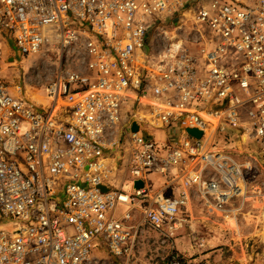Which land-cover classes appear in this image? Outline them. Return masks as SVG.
<instances>
[{
  "label": "built area",
  "instance_id": "obj_1",
  "mask_svg": "<svg viewBox=\"0 0 264 264\" xmlns=\"http://www.w3.org/2000/svg\"><path fill=\"white\" fill-rule=\"evenodd\" d=\"M0 34L61 53L46 104L0 85V264H132L143 226L186 222L192 188L229 219L241 167L215 141L231 128L264 148V0H0ZM154 130L181 141L163 150Z\"/></svg>",
  "mask_w": 264,
  "mask_h": 264
},
{
  "label": "rangeland",
  "instance_id": "obj_2",
  "mask_svg": "<svg viewBox=\"0 0 264 264\" xmlns=\"http://www.w3.org/2000/svg\"><path fill=\"white\" fill-rule=\"evenodd\" d=\"M200 28L206 37L212 36L208 25L202 24ZM10 39L0 35V85L19 87L29 97L44 96L61 61L54 37L38 55L19 54ZM188 43L193 44L191 38ZM76 47L67 51L64 70L74 69L79 62ZM216 139V153L232 158L241 167L238 185L244 193L229 202V209L233 210L229 219L211 209L207 200L192 188L186 222L177 230L162 232L150 225L143 226L132 264H168L175 257L182 264H264V148L244 133L219 134ZM207 174L216 180L220 178L212 169ZM125 184L130 182L118 179L119 188ZM125 211L120 206L116 215ZM140 217L139 212L135 213L138 221ZM103 259L110 263L106 255Z\"/></svg>",
  "mask_w": 264,
  "mask_h": 264
},
{
  "label": "crops",
  "instance_id": "obj_3",
  "mask_svg": "<svg viewBox=\"0 0 264 264\" xmlns=\"http://www.w3.org/2000/svg\"><path fill=\"white\" fill-rule=\"evenodd\" d=\"M0 35H4V34H0ZM4 36H6V35H4ZM41 97L43 98L44 96H41ZM150 133L153 135L154 140L157 141L159 146L163 148V150H168V149H170L173 146V144L175 143V142H173L174 141L173 140L174 136H175V140L179 139V142L181 141V137L180 136L178 138L176 136V134H173L171 132L154 130V131H151ZM228 133H240V132L238 130H235V129L225 128L224 131L222 133H220V134H224L225 135V134H228ZM250 141H252V140H250ZM252 142H254V141H252ZM125 160L122 163L123 165L126 162ZM123 165H122V167L119 170V175L118 176H119V178L121 177L120 178L121 181L124 179V182H125L130 177L127 174V172H124V167L125 166H123ZM126 168H125V170H127ZM123 176H125V177H123ZM176 179H177V177H176ZM156 182H157V186L161 187L162 189H164L165 190V194L168 195V196L177 195L183 190L182 185H181L182 182H180V181H176V180L172 181L169 178L158 177V179H156ZM113 183H111V184L113 185ZM124 188L126 190H130L131 189V185H126L125 184ZM129 192L130 191H128V193ZM225 220H227V219H225Z\"/></svg>",
  "mask_w": 264,
  "mask_h": 264
},
{
  "label": "water",
  "instance_id": "obj_4",
  "mask_svg": "<svg viewBox=\"0 0 264 264\" xmlns=\"http://www.w3.org/2000/svg\"><path fill=\"white\" fill-rule=\"evenodd\" d=\"M137 130H138V126L136 124H134L133 125V131H137ZM188 132L191 135V137H195V138H198V139H200L202 137V133L199 132V131L189 130ZM143 187H144V183L142 181H137L135 183L134 191L136 192V191L142 189Z\"/></svg>",
  "mask_w": 264,
  "mask_h": 264
},
{
  "label": "bare ground",
  "instance_id": "obj_5",
  "mask_svg": "<svg viewBox=\"0 0 264 264\" xmlns=\"http://www.w3.org/2000/svg\"><path fill=\"white\" fill-rule=\"evenodd\" d=\"M34 99L39 103L46 104L45 100L40 96H35ZM237 145L240 149H243L239 142L237 143Z\"/></svg>",
  "mask_w": 264,
  "mask_h": 264
}]
</instances>
